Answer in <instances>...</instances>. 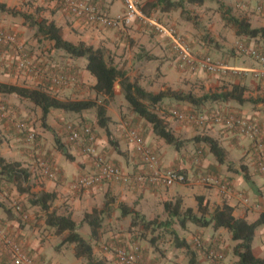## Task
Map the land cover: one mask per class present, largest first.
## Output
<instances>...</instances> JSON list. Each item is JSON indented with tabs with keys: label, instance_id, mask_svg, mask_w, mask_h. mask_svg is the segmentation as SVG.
Wrapping results in <instances>:
<instances>
[{
	"label": "crops",
	"instance_id": "obj_1",
	"mask_svg": "<svg viewBox=\"0 0 264 264\" xmlns=\"http://www.w3.org/2000/svg\"><path fill=\"white\" fill-rule=\"evenodd\" d=\"M27 0H0L1 3H6L10 8H19L16 6L24 5V2ZM39 3L44 5L47 10L42 14V18H47L50 20H54L58 26L62 27L64 33L67 32L65 25L63 23V17L65 14L59 10V7L55 4L54 1L45 2L44 0H36ZM90 1V0H87ZM98 2L104 8H106L110 13H113V8L115 4H111V0H92ZM122 4L120 11L124 10L123 1L119 0ZM148 1V0H142ZM141 1V2H142ZM237 6L244 9L254 12L256 7L252 6L256 0H238ZM32 3H35L34 0H31ZM264 2V0H260L259 3ZM111 4V5H110ZM208 1L203 5H207ZM25 6V5H24ZM198 6V5H197ZM27 8H30V5H27ZM248 11V12H249ZM2 12V11H0ZM3 14H7V16H13L8 12H2ZM171 13V12H170ZM170 13H164L166 15ZM255 13V12H254ZM69 15V14H68ZM71 16V15H69ZM73 17V16H72ZM253 19L250 20L254 27H264V18L258 16L257 14L252 15ZM23 28H26L28 24L23 23ZM8 26V25H6ZM12 30L15 28L11 27ZM20 28V27H19ZM19 32H22V29H17ZM89 35H94L96 38H101L102 33L95 31L93 34L86 35V43H89ZM235 35V32H234ZM236 36V35H235ZM236 38L240 40H247V38ZM254 40L255 44H259L261 48L264 50V43L262 41ZM84 41V42H85ZM193 43L196 42L203 43L200 37H194L192 39ZM25 43V41H24ZM31 44L34 45L32 41ZM91 44V43H89ZM93 45V44H92ZM56 50V49H55ZM1 53V51H0ZM75 60L71 58L70 60ZM76 62V61H75ZM256 64V65H255ZM254 62H246L243 63L244 66H256L257 63ZM55 66V65H53ZM57 67V66H56ZM230 68V67H229ZM70 70L71 67L64 68ZM231 70L239 69V73L243 74V78H238L236 81L235 77H230L231 74L228 75H214V74H202L199 73H192L189 70L183 71L185 72L183 75L188 80H192L194 82H200L201 84V91L206 93L209 91H219L222 87H231L232 83H239L245 84L251 90H255V92L263 93L264 95V78H254L251 74L250 70L252 68H230ZM12 70V69H11ZM87 72V71H86ZM244 72V73H243ZM231 73V72H230ZM249 73V74H248ZM227 74V73H226ZM250 75V76H248ZM247 76V77H246ZM92 77V76H91ZM93 78V77H92ZM199 78H202L201 81ZM27 79L28 81L33 80L37 81V84L42 86H37L35 88H43L50 90L53 94L55 90H51L49 88V83L41 77L38 76H26L20 75V73L10 74L9 72L6 74L0 73V82L2 83H12L17 84L18 80ZM94 82L95 79L93 78ZM199 80V81H194ZM21 85L20 83H18ZM188 84L186 81L179 85L180 89L185 92H193L197 96H201L199 94L198 89L193 90L191 86H187ZM28 86V85H25ZM30 87V86H29ZM171 87V86H170ZM198 87V86H195ZM53 89V88H52ZM57 92L59 87L55 88ZM176 90V89H175ZM247 97V94H246ZM263 99V98H262ZM0 101L9 104L18 103V105H22V103H28L29 101L23 98H20L15 95H5L0 94ZM30 103V102H29ZM184 103L183 105H188L190 107H194L188 102H181ZM251 103V102H248ZM248 103L240 104L236 101L231 102H224V103H206L202 105V108H231L238 113H241L248 118L254 119L261 123V131L264 138V112L262 110L261 105H254L257 106L253 110L246 109L245 105ZM32 104V103H31ZM20 110V109H19ZM22 112V109L20 110ZM54 113V110L51 112ZM168 122L171 123L170 119H166ZM147 122V121H146ZM148 123V122H147ZM149 124V123H148ZM176 124V123H175ZM149 126H151L149 124ZM170 126H173V124ZM99 127V126H98ZM112 132L115 136L119 137L121 140L120 144L126 146L127 149L121 147L122 153L114 152L112 149L106 146V143L103 147L98 146L99 142L102 141L100 138L98 139L97 143V151L101 153L103 156L107 157L103 154L102 150H105V153L110 154V157H107L112 162L119 165L125 173H138L140 172L141 166H139V160L136 155V151L134 149V145L126 140L124 137V129L123 126L117 125L114 130L110 127ZM117 128V129H116ZM177 137H181L183 134H191L193 132L191 127L181 126L180 124L175 127L174 130ZM197 134H206L210 137L217 139L220 145L226 150V160L224 163H216L210 156H214L211 153L209 147L205 143H197V142H188L184 145V147L180 150H176V153L173 154V160L166 161L164 158L165 153L169 152L167 143L159 138L158 144L155 145L153 143V129L151 127V133H149L148 137H146V141L153 146L155 149L159 148V156L161 159V164L163 167L166 168H179L182 169L189 177L186 183H175L171 186H166L161 181L152 179L148 177V182H140V183H133V184H121L119 182H107L97 185L91 189L83 190V191H76L72 187V183L74 180L81 176L86 175L91 172L92 170V163L86 156L76 155L75 161L67 160L59 151H57L56 147L53 148L51 151H48L41 148L42 150H38L36 152H27L24 151V155L19 153L17 150H11L4 154L3 149L1 150L2 155L6 159H12L15 161H21L24 165L30 168L31 173V181L33 186L34 192H40L42 190H46L48 192H56L57 199L53 203V207L56 208L59 213H73V217L75 221L82 225V229L85 224L82 223L84 215L86 213H92L94 209H102L107 202H110V207L112 208L109 214H106L104 217V224L102 228V233L99 241L93 240L91 238V229L87 231L83 235L84 238L92 244L95 245L94 254L95 257L98 259H103L106 264H119L116 257L113 253L104 251L102 244L112 243L114 245H128L130 244L129 239L131 238L132 234L125 231L124 225H129L132 227V215L123 216L122 211L120 208V204L124 203L128 207L141 212L142 215L147 218L148 221L155 220L159 213L155 212L157 209L161 211L165 210V204L170 202H175L178 198H181L183 201L184 208H193L197 210V199L198 195H204L206 198L210 200V209L211 212L214 209L222 205L224 202H227L229 205L234 207V215L237 218H245L249 222L256 221L260 214L262 213L259 205H264V176L259 172L257 163L254 157V153L252 148V139L251 138H237L233 136L232 133L225 127L221 125H212L208 128H197L194 130ZM205 132V133H204ZM195 133V134H196ZM145 136V135H144ZM188 138L194 137V135L190 136L187 135ZM148 138V139H147ZM107 140V139H106ZM102 142H106L103 140ZM101 145V143H100ZM108 145V141H107ZM121 145V146H122ZM125 150H128L125 151ZM234 150H239L240 153V165L236 164L232 158V152ZM109 151V152H107ZM118 154V155H116ZM236 156V154H235ZM199 158V159H198ZM215 160L216 157L214 156ZM198 159V163H196ZM50 162L51 166L54 168L57 176L50 177L49 175H45L43 173V168L41 167L42 162ZM217 161V160H216ZM69 162L71 165H69ZM218 162V161H217ZM132 163L134 164L132 166ZM139 166V167H138ZM223 167H226L228 172H225ZM243 167H246L248 170V174L250 175V180L252 181V185L248 184L244 178ZM201 173H205L207 176L215 177L218 179L223 180L226 184L230 186V190L228 192H222L219 187L216 186H205L199 182V175ZM153 174V173H152ZM33 179V180H32ZM10 193V192H9ZM12 200H20L29 209L26 212V217L19 216L20 220L17 218H9L5 212L4 205H9L13 207V204L19 203L14 202L10 204L8 201V192L6 190H0V229L5 231L9 236L15 238L23 243L25 250L30 254L41 261L47 264H54L47 253L48 251V240H50L54 235L57 236L55 230L49 227L46 224V215L45 212L40 209V207L34 206L32 207L28 203V197L26 194H19L16 191H13L11 194ZM14 197V198H13ZM249 198L250 203H245L244 199ZM139 200V201H138ZM138 201V202H137ZM134 203V204H133ZM256 204V205H255ZM20 205V203L18 204ZM61 207V208H60ZM15 212L16 210L13 209ZM169 217V214H168ZM176 223L167 228L168 230L166 233L165 231L161 233V238L153 239V240H142L141 248L148 260H151L155 264H190L191 256L188 250L184 247H180L176 245L173 235L171 231H175L179 237L189 244L191 248V252L195 255L194 261L196 264H210L200 252L197 251L195 247V239L200 238L201 240L212 244L213 246L223 250L229 258L233 256V261L238 263V258L234 254V247L236 246V242L232 245L227 243L226 241V229H219L216 230V234H208L202 227H199L192 223H187L185 228H182L175 219ZM209 228V227H207ZM170 230V231H169ZM81 231V229H80ZM259 232V234H258ZM81 233V232H80ZM229 233V232H228ZM166 235V239L164 236ZM230 234V233H229ZM231 236V234H230ZM258 238V244L255 246V241ZM60 237V236H59ZM232 239V238H231ZM62 242V241H61ZM67 245V244H65ZM65 245L58 247L57 250H61ZM73 247L74 251V246ZM253 251L254 254L258 257H264V226L257 230L255 239L253 242ZM75 255V252H74ZM76 257V256H75ZM77 258V257H76ZM78 259V258H77ZM81 264H86L84 260L78 259ZM0 264H11L8 258L1 252L0 250ZM59 264V263H55Z\"/></svg>",
	"mask_w": 264,
	"mask_h": 264
},
{
	"label": "rangeland",
	"instance_id": "obj_2",
	"mask_svg": "<svg viewBox=\"0 0 264 264\" xmlns=\"http://www.w3.org/2000/svg\"><path fill=\"white\" fill-rule=\"evenodd\" d=\"M44 1L51 2V0ZM90 1L104 8V6H102L98 2L92 0ZM111 1V4L113 5L116 3L115 7L113 8V13L116 14L113 15L120 14L124 11L123 9L122 11H120L122 4L119 0ZM259 1L260 0H256L252 5L256 7V10L254 11L255 13L249 10L248 12L247 10L238 7V0H224L223 4L227 7H231L232 13L234 15L247 17L249 20H252L253 14H257L258 16L264 18V15L259 12V7L263 6L264 2L259 3ZM34 2L35 3H32L31 0H27L24 2L25 6L20 4V6H16L20 7V9L15 8V11L36 15L37 10H39V14L36 16L42 18V14L47 9L44 5L37 4L39 3L38 1L34 0ZM144 2L145 1H142L141 4H143ZM27 5H30L29 9L27 8ZM59 10L62 11L63 14H65V16L63 17V23L65 25L64 28H66L67 30V32L64 33V36L67 40L74 43H79L84 42L87 39V34H93L95 31L102 33L101 38H96L94 35H89V37L91 38L89 39V43L93 44V46L95 47H103L109 60L111 62H114V64L119 69L125 71L132 81L138 82L146 90L154 93L165 90L167 88L181 90L182 88L180 89L179 85L181 84L182 87V84L186 81L188 83L186 84L187 86H191L193 90H200L199 94L201 95L204 92H202L200 89V82H194L195 84H193L192 80H188L187 78H185V76L183 75L185 72L183 71L189 70L192 73L201 72L203 75L211 74L200 69L192 70L190 67L182 68L177 60L176 53L173 48L172 39L165 33L160 32V30L156 28L155 23L163 25L167 28L171 27L176 29V31L190 45H192L193 51L197 55H209L216 60L224 62L230 68H256V61L250 55L249 51L251 49H255L259 52L264 53V50L261 48V46L259 44H255L254 40H240L236 38V36L234 35V30L231 27L225 25V22L221 16L222 9L220 8V4L218 2L208 1V4L205 6L187 4L183 14L180 11L171 12L168 15L162 12H155L149 18V21L136 19L116 28L87 25L86 23L80 22L74 17L69 16L67 12H64L61 9ZM23 23L28 24L27 22H25V19L21 15L7 16V14H3L2 12H0V29H4L17 35L18 42L23 44L24 49L29 53L33 61H35V64H38V67H42L43 69L52 68L56 71H62L64 70V68L71 67L70 72H72L74 75V82H72L68 86H62L60 89L61 91L54 93V95L58 96L61 99H97L100 104H104L106 106L107 114L112 118L110 127H112L113 130L117 125L123 126L125 124H129L131 127L138 129L146 141V137H148V134L151 133L152 126H149L146 120L142 119L133 112L129 103L126 101L124 95L122 94L120 83H117L116 85L115 97L113 99L107 100L106 97L102 95L98 96L93 89L94 80L89 75V73L86 72L85 66L87 64V60L85 58H74L75 60H70L71 58L64 51L55 50L51 41L45 39L40 40L36 36V28L32 29L29 26L23 28ZM11 27L15 28V30H12ZM17 29H22V32H19ZM194 37H200L203 43L196 42V44H194L192 41ZM32 41L34 42V45L31 44ZM241 46H243V49H241ZM0 51V63L2 64V66L0 67V73H17V70L14 68V63L16 60L12 49L9 46L0 45ZM147 54L152 57L151 60L146 58L139 59V55ZM246 62H254L255 65L252 67L244 66L243 63ZM7 65H11L13 67L12 70L11 68H8ZM239 72L241 71L230 70L226 72L227 74L223 73V75L225 74L229 76L231 74L230 77H235V80L231 81H239L238 78H243V74ZM19 73L20 75L22 74L26 76H35L34 73L29 74L22 71ZM199 79L203 81L202 78ZM18 83H20L21 85H28L30 87L38 86L37 81H28L27 79H19ZM247 97L255 102L246 104V109L253 110L257 107L254 105L258 104L261 105L264 112L263 93L257 94L255 90H251V88H249ZM0 104L6 105L9 110V113L6 117H2V112L0 111V137L4 139V144L2 145L1 150L3 149L4 154L10 152L11 150H17L19 151V153H22L24 155V151L32 153L33 151L36 152L38 150H42L41 148L51 151L56 147L54 135L43 125V120L41 118L42 111L39 107L34 106L33 104H31V102L22 103V105H18V103L16 102L8 105L7 103L5 104V102L3 103L0 101ZM183 104L184 103H178L174 99H165L163 102L156 106H149L153 111L165 116H168L169 109H173L175 107L183 109L184 111H190L191 109H194L188 105ZM19 109H22V112ZM81 123L90 124L94 128V131H96L97 138H100V140L102 141H106H100L98 144L99 147L103 149L106 143V146L109 147V149H112V146L109 143L107 145L108 140H106L107 136L105 131L97 125V112L95 109L85 111L82 114L67 113L62 110H54V113H51L48 118V124L55 129L57 135L63 139V141L70 147V150L73 153L74 150L67 140L66 127L69 124L80 125ZM170 124H173L172 128L174 130L175 127H177V125L179 124L181 126L192 128L193 132L191 134H186V136L183 134L180 137L184 140L193 138H188L187 135H194V137L196 135H199L194 132V130H197V128H206V126L199 127L194 125H185L178 123L177 121H171ZM30 134L36 135V141L34 143H30L27 140ZM152 136L154 140L153 143L157 145V136ZM115 137L119 142L121 141L119 140V137ZM146 143L149 145V147L153 148L158 154H160L158 147L155 149L147 141ZM121 145L122 144H120V146ZM121 147L127 149L126 146L122 145ZM168 147L169 152L165 153L164 158L166 161H171L173 160V154L176 153V150L172 145H169ZM102 151L104 155L110 157V154L104 152L105 150ZM125 151L128 152V150ZM240 153L241 152L239 150H234L232 152V158L234 162L239 165ZM210 158L219 164V161L216 159L218 161L217 162L214 156H210ZM9 160L15 161L12 159ZM69 165H71L70 162ZM133 165L134 164L132 163V166ZM28 169L30 170V168ZM223 169L225 170V172L229 171L226 167H223ZM135 174L136 173H129V175H132L133 177L135 176ZM32 183L33 182L31 181V185ZM119 183L125 184L123 182ZM133 183H136V181H132L128 184ZM11 189H13V187ZM12 192L9 193L8 191V201H10V204L14 202H19L20 204L23 203L22 201L17 199L15 201L12 200ZM16 204L13 205L15 206ZM55 207L58 208L57 206ZM159 211L160 214H158L155 219H158L162 222L169 219V213L165 210L161 211L160 209H157L155 214L159 213ZM139 213L140 215H142L141 212ZM123 228H125L126 232L132 234L131 238L129 239L130 244L137 243L140 246L142 240L147 239L148 241L150 239L152 240L153 238L160 239L161 233H163L164 231L168 233V230L166 229H158L156 231H153L152 229L145 230L141 227V225H132V227H130L129 225H124ZM204 230L208 234H216V230H214L213 227L205 228ZM87 231H90L89 225L85 224L83 229L81 225V234L86 235L85 233ZM226 234L227 235L225 237L227 243L232 245L234 241L231 239V236L228 232H226ZM163 236L164 239H166V235L163 234L162 237ZM63 237L64 236L59 237L58 235H54L50 240H48L47 253L52 257L50 259L52 260V262H54V264H81V262L78 261V259L75 257L73 247L70 244L65 245L61 250H57V246L60 247L64 245L61 242L63 241ZM258 238L259 236H257L255 246L258 244ZM108 241L106 243H103L101 247L107 244ZM229 259H233V256H231V258Z\"/></svg>",
	"mask_w": 264,
	"mask_h": 264
},
{
	"label": "trees",
	"instance_id": "obj_3",
	"mask_svg": "<svg viewBox=\"0 0 264 264\" xmlns=\"http://www.w3.org/2000/svg\"><path fill=\"white\" fill-rule=\"evenodd\" d=\"M207 1L218 2L220 4V8L222 9L221 16L225 25L231 27L237 37L256 39L264 43V27H254L247 17L234 15L232 13V8L223 4L224 0H148L142 4V11L147 17H151L155 12L170 13L180 11L183 14L187 4L203 6ZM59 9L61 8L59 7ZM0 11L8 12L13 16L21 15L30 28H36V36L40 40L45 39L51 41L54 49L64 51L70 58H85L87 60L85 69L89 75L95 79L93 89L98 96L102 95L106 97L107 100L113 99L115 97L116 85L120 83L122 94L133 112L152 126L155 136L163 139L167 144L175 147L176 150L182 149L187 142L205 143L220 163L225 162L227 152L217 139L206 134H199L191 139L185 140L176 136L174 129L170 126V122L166 119L168 118L171 121L180 123L176 118L171 116L172 114L170 111L173 109L184 111L183 109L178 107L171 108L168 111V116H165L153 111L149 105L156 106L165 99H174L178 103L188 102L195 105V108L193 107L194 109L187 111L191 113L202 111V105L206 103L236 101L240 104H244L255 102L246 97L249 90L247 85L242 84V82L232 83L230 85L231 87L224 86L219 91H209L201 96H197L193 92L185 93L182 90H174L172 88H167L157 93L150 92L138 82L132 81L125 71L119 69L114 62H111L103 47H95L86 42L74 43L67 40L64 36L63 28L58 26L54 20L36 16L39 14V10H37L36 15L26 12L21 13L8 7L6 3L0 2ZM260 53L264 55L263 52ZM145 58L149 60L152 59L148 54L139 55V59ZM0 94L15 95L39 107L42 111L41 118L43 120V125L54 135L57 151L69 161L76 160L75 154H78L76 148L79 146L75 142H70L67 134V140L73 148L74 154L63 139L57 135L55 129L48 124V118L53 110L82 114L85 111L95 109L97 112V125L105 131L108 143L112 146V149L115 152H124L121 149L120 142L116 139L110 128L112 118L107 114L106 106L100 104L97 99H61L41 88L2 82H0ZM87 125L92 128L97 137L96 131H94V128L88 123H81L80 125L73 124L72 126L87 140V135L82 129ZM3 144L4 139L0 137V150ZM46 162L50 164V162ZM51 168L54 170L52 166ZM243 172L246 182L252 185L246 167H243ZM146 173H148L147 178L153 175L152 173L149 174L148 171H146L145 174ZM183 173L185 172L183 171ZM185 176L188 181L189 177L186 173ZM148 180L145 182H148ZM12 187L14 191L19 194L27 195L29 205L32 207H40V209L45 212L46 224L53 228L58 236H64L62 241L64 245L70 244L74 246L75 256L78 259L84 260L86 264H106L103 259L95 257V245L86 240L80 233L81 225L75 221L73 213L68 212L61 214L53 207V203L57 199V193L48 192L46 190L34 192L32 190L33 186L31 185V171L28 167L21 161H10L6 159L0 151V190L12 192ZM196 199L198 203L197 210L193 208H184L181 198H178L175 202L166 203L165 209L169 213V219L164 222L158 219L148 221L144 216L140 215L138 211L133 210L124 203L120 204V208L123 216H133V226L141 225L145 230L152 229L156 231L158 229L170 228L176 223L175 219H177L182 228H185L187 223H192L202 228L213 227L214 230L226 229L231 234L232 240L237 243L234 247V254L239 259L238 264H264V257L256 256L253 251V242L256 232L264 226V212L260 214V217L256 221L249 222L245 218H237L234 215V207L227 202L217 206L214 211L211 212L210 200L208 198L204 195H198ZM20 208L21 210L18 212L15 206L10 207L4 205L7 216L9 218L16 217L19 221H21L19 216L26 215L29 209L23 204L22 206L20 204ZM13 209L16 211L14 212ZM111 209L110 202H107L102 209H94L92 213H86L84 215L82 223L89 225L91 229V238L93 240H100L104 217L106 214L110 213ZM171 234L174 237L176 245L186 248L190 253L192 257L190 264H196L194 261L195 255L191 252V248L186 240L181 239L173 230Z\"/></svg>",
	"mask_w": 264,
	"mask_h": 264
},
{
	"label": "built area",
	"instance_id": "obj_4",
	"mask_svg": "<svg viewBox=\"0 0 264 264\" xmlns=\"http://www.w3.org/2000/svg\"><path fill=\"white\" fill-rule=\"evenodd\" d=\"M60 7L64 12L73 16L76 20L84 22L87 25H94L100 27L116 28L120 25L141 19L149 21L142 11V4L140 0H122L124 11L120 14L113 15L100 5L87 0H51ZM259 12L264 15V5L259 7ZM156 28L160 32L165 33L172 39L173 48L177 55V60L180 66L190 67L192 70L200 69L211 74H223L231 69L227 64L220 60H216L209 55H197L192 46L176 31L174 28H167L163 25L156 24ZM0 45L9 46L15 55V69L17 72L34 73L35 76L41 77L49 83V88L55 90L62 86H68L74 82V75L67 69L56 71L52 68L43 69L35 64V61L30 57L29 53L24 49L23 44L18 42L17 35L0 29ZM243 49V46H241ZM250 55L255 59L257 67L250 70L256 78H264V55L258 50L251 49ZM2 64L0 63V67ZM8 68H13L7 65ZM239 69L235 70L238 71ZM42 86V85H38ZM53 88V89H52ZM43 89V88H41ZM49 91L48 89H44ZM53 94V93H52ZM0 111L2 117H6L9 110L6 105L0 104ZM171 116L176 118L180 123L188 125H196L206 128L212 125H221L228 129L233 136L237 138H251L252 150L255 157L259 172L264 176V138L261 131V124L247 116L238 113L237 111L223 107V108H203L198 112H187L171 110ZM69 124L66 127L70 142L78 144V154L86 156L92 163V170L89 174L81 175L74 180L72 187L76 191H83L91 189L97 185L107 182H123L125 184L136 182H145L148 180L146 171L153 173L152 179L162 181L166 186H171L175 183H186L187 179L182 169L166 168L161 164L159 154L146 143L143 136L138 129L131 127L129 124L123 125L124 137L126 140L134 145L136 155L138 157L141 171L136 173L133 177L129 173H125L123 169L116 163L109 160L97 151L98 138L94 134L90 126H84L82 129L87 135V140ZM24 126V125H23ZM22 126V127H23ZM21 127V131H22ZM30 143L36 141V135L30 134L28 139ZM198 163V159L196 161ZM41 167L43 173L50 177L57 176V173L51 168L47 162H42ZM199 182L205 186H216L222 192H228L230 186L223 180L207 176L204 173L199 175ZM245 203H250L249 198L244 199ZM256 205V204H255ZM16 210H21L20 205H15ZM264 212V205L260 206ZM26 217V215H21ZM195 247L198 252L205 257L210 264H238L229 259L227 254L209 244L200 238L195 239ZM104 251L113 253L119 264H155L148 260L139 244L132 243L130 245H114L107 243L103 245ZM0 250L8 258L11 264H47L39 258L30 255L24 248L23 243L15 238L9 236L5 231L0 229Z\"/></svg>",
	"mask_w": 264,
	"mask_h": 264
}]
</instances>
